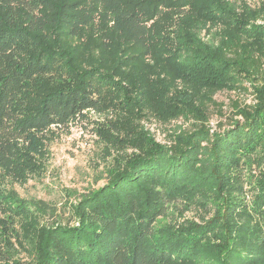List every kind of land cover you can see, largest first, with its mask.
Returning <instances> with one entry per match:
<instances>
[{"label":"trees","instance_id":"trees-1","mask_svg":"<svg viewBox=\"0 0 264 264\" xmlns=\"http://www.w3.org/2000/svg\"><path fill=\"white\" fill-rule=\"evenodd\" d=\"M249 1L0 0V264H264V0ZM247 83L255 103L213 130L214 96ZM91 112L104 186L63 210L6 187ZM151 119L192 127L161 143Z\"/></svg>","mask_w":264,"mask_h":264},{"label":"rangeland","instance_id":"rangeland-1","mask_svg":"<svg viewBox=\"0 0 264 264\" xmlns=\"http://www.w3.org/2000/svg\"><path fill=\"white\" fill-rule=\"evenodd\" d=\"M258 2L259 0L249 1L252 6H256ZM247 87L248 83L245 91H221L214 96L219 105L209 107L210 126L213 130H220L219 124L226 129L231 126L232 119H241L234 115L233 102L238 101L242 105L255 103L253 93ZM105 118L103 114L91 112L88 120L57 130L49 144L46 171L41 176L32 177L24 185L7 182L6 187L25 199L44 200L63 210L66 203L75 200L78 195L104 186L112 158L106 155L94 127L105 123ZM143 124L161 143L169 142L171 132L179 126L186 130L192 127V121L184 119L168 124L151 119L143 121ZM68 214L64 216L66 222L69 221ZM201 216L202 211L195 207L185 213V217L190 219L200 220Z\"/></svg>","mask_w":264,"mask_h":264}]
</instances>
